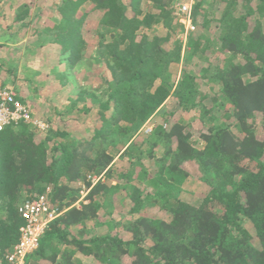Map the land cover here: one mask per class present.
Instances as JSON below:
<instances>
[{"label": "trees", "instance_id": "1", "mask_svg": "<svg viewBox=\"0 0 264 264\" xmlns=\"http://www.w3.org/2000/svg\"><path fill=\"white\" fill-rule=\"evenodd\" d=\"M51 2L58 19L37 31V45L49 40L74 68L88 46L84 20L97 12L96 60L111 81L99 94H74L73 108L92 112L87 137L50 129L36 141L40 131L24 123L0 132V252L18 241V206L50 189L60 214L25 264H264V133L256 136L264 130V0H198L197 28L184 48L172 0ZM20 3L7 16L14 31L31 22L34 0ZM180 64L175 80L170 67ZM64 72L57 74L62 85ZM203 85L216 93H200ZM169 97L177 110L163 109ZM209 98L212 113L205 111ZM192 111L206 119L205 132L180 124L178 114ZM144 153L150 167L137 163ZM188 169L195 178L186 175L182 184L193 181L196 193L178 186ZM82 189L85 203L76 207ZM120 195L129 209L106 220Z\"/></svg>", "mask_w": 264, "mask_h": 264}, {"label": "rangeland", "instance_id": "2", "mask_svg": "<svg viewBox=\"0 0 264 264\" xmlns=\"http://www.w3.org/2000/svg\"><path fill=\"white\" fill-rule=\"evenodd\" d=\"M20 2L21 0H2V2H0V80L17 95L19 100L21 99L23 102L29 104L34 117L46 122L47 128L42 132L40 131L39 134L35 136L36 141L42 140L46 131L50 129L52 132H67L70 135L77 133L78 136L87 137V130L90 126L92 112L85 113L78 111V109L82 107L81 104H78L77 109L73 108L72 102L74 94L82 88L99 94V92L108 85V82L111 81L110 72L106 66L98 63L96 60L93 30L99 19V14L97 12H92L85 18L82 26V35L88 42V46H86V49L83 51L84 58L74 68L67 69V66H64V64L67 63L66 59L60 55L58 46L51 44L49 40L42 46H37V44L34 43L35 40L40 39L39 32L37 31L47 26L49 22L58 19L51 0H44V5L40 4L39 0H34V5H30L28 20L31 22L28 25V29L25 30V28H20V30L12 31L10 28L12 23L8 18L11 17L15 9L19 10L25 7L21 5L22 3ZM39 5H41V7L43 6V8ZM81 11H83V8ZM7 12L9 15L6 14ZM162 29L161 25H158L155 27V32L161 33ZM20 36H24L22 40L25 39L24 43L30 45L29 48L23 49L24 47L19 44L21 40ZM13 37L16 38L17 42L12 43L10 41ZM224 57L225 56H223V58ZM221 58L222 57L219 56V59ZM191 65L193 74L198 73L199 67L196 61L191 62ZM216 66H220L217 61L209 66L208 71L211 73L215 72ZM181 67V64L171 65L170 71L173 75V79H178ZM24 68L26 70H23ZM64 69H66L65 72ZM61 72H64L66 75L65 85H62L59 77H57V74ZM32 76V80H27L28 77ZM30 81H32V83H30ZM216 91V89L211 90L207 85L201 86L200 89V93L204 94H215ZM211 99L212 98L207 99L204 103L205 111H209L210 113L215 111V102ZM174 106V98L169 97L164 102L163 109L166 111L172 109L177 110ZM178 115L181 117L179 120L180 124H188L192 131H206V126L203 124L206 122V119L201 120L199 112L192 111L189 113H180ZM160 123H162V119L160 120L159 118L152 119L149 122L147 121L139 128V135L144 137L147 135L145 134V129L147 127H151L152 129L155 125ZM263 131L262 129L257 130V139L263 138ZM233 132L235 131L233 130ZM132 154L131 159L135 160L139 152L135 151ZM156 155L160 157L161 151L157 150ZM137 163H141L144 167L151 166L149 157L145 153L140 155V160H138ZM184 172L185 174L181 177H176L178 186L184 185V190L189 193H196L197 189L193 181L186 179L185 184H182L186 175H191L193 177L195 175H193L191 169ZM198 193L203 194L204 190L201 188ZM86 194L87 191L82 189L79 192L80 198L74 206L79 207L82 201L85 203L84 197ZM119 199L120 202L115 206L116 211L113 210L110 215L105 216L106 220L107 218L118 220L120 215L129 209L127 198L120 195ZM99 217H104L103 212H100ZM244 227V230L248 231L250 235H253L251 226L247 222L244 223ZM72 231L73 233L76 232L74 229ZM107 256H109V254ZM88 261L89 259L80 260L79 258L77 262L85 263Z\"/></svg>", "mask_w": 264, "mask_h": 264}, {"label": "built area", "instance_id": "3", "mask_svg": "<svg viewBox=\"0 0 264 264\" xmlns=\"http://www.w3.org/2000/svg\"><path fill=\"white\" fill-rule=\"evenodd\" d=\"M198 0H172L170 14L181 27L178 36L184 48L188 37L195 32L197 25L194 19V8ZM20 123L35 127L39 131L47 128L46 122L33 116L28 103L19 100L17 95L0 80V132L9 126ZM151 127L145 129V134ZM97 179L93 178L95 182ZM50 189L34 199L22 202L17 208V217L22 224L19 227V238L12 250L0 252V264H25L28 255L38 248L40 237L49 223L54 221L60 212L50 203Z\"/></svg>", "mask_w": 264, "mask_h": 264}, {"label": "crops", "instance_id": "4", "mask_svg": "<svg viewBox=\"0 0 264 264\" xmlns=\"http://www.w3.org/2000/svg\"><path fill=\"white\" fill-rule=\"evenodd\" d=\"M9 28V27H8ZM9 30H10V28H9ZM12 31H14L13 29H12ZM14 34V33H13ZM14 36V35H13ZM24 36H20V39L22 40V38H23ZM19 39V40H20ZM19 41V44L21 45V46H23L24 48L23 49H27V48H29L30 47V45H26V43H24L25 41V39L24 40H22V41ZM40 40V39H39ZM38 39L37 40H35V42L34 43H36V44H38V42H40ZM10 41L12 42V43H15V42H17L16 41V38L15 37H13L12 39H10ZM40 45V44H39ZM39 45H37V46H39ZM42 45H44V44H42ZM23 70H26L25 68L23 69ZM20 78H24V77H20ZM32 78H33V76L32 77H28L27 78V80L28 79H31L32 80ZM30 83H32V81H30Z\"/></svg>", "mask_w": 264, "mask_h": 264}]
</instances>
